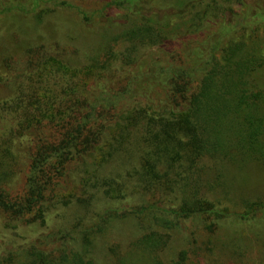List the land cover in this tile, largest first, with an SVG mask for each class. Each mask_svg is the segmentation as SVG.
I'll use <instances>...</instances> for the list:
<instances>
[{
    "label": "trees",
    "instance_id": "16d2710c",
    "mask_svg": "<svg viewBox=\"0 0 264 264\" xmlns=\"http://www.w3.org/2000/svg\"><path fill=\"white\" fill-rule=\"evenodd\" d=\"M203 1L167 8L189 11ZM153 2L107 0L104 8H120L130 21L114 36L105 32L106 42L81 63L31 43L24 67L13 57L0 66V211L9 217L0 264H98L100 242L113 264H264V191L234 193L240 174L264 167V0L248 3L235 23L228 19L183 55L182 76L196 75L193 84L175 97L147 96L121 110L117 101L126 95L98 97L93 88L114 83L143 47L200 32L216 9L203 2L196 20L162 31L164 17L144 11ZM65 6L89 19L69 0H0V14L15 10L41 21L46 10ZM248 26L249 39L223 45L230 28ZM104 102L122 112L91 145L84 132L99 133ZM30 133L37 143L26 184L12 194L7 183L20 160L10 141ZM14 222L47 231L23 242ZM128 222L149 228L127 246L119 238L103 242ZM232 226L231 243L222 242L218 234ZM8 229L10 243L2 240ZM178 234L181 247L174 244Z\"/></svg>",
    "mask_w": 264,
    "mask_h": 264
},
{
    "label": "rangeland",
    "instance_id": "374dc122",
    "mask_svg": "<svg viewBox=\"0 0 264 264\" xmlns=\"http://www.w3.org/2000/svg\"><path fill=\"white\" fill-rule=\"evenodd\" d=\"M12 1L18 2L19 0ZM69 1L83 8V11L88 13L89 19H83L82 14L78 13L77 9L69 6L57 8L53 11L46 10V13H43V19L41 21H38L34 14H23L15 10L1 13L0 66L6 63L7 57H13L14 63L16 62L18 65L24 67V64L28 62V56L26 54L28 45L31 43L40 44L53 54L62 55L67 59L81 63L83 62V58H85L84 53L86 51H97L101 48L103 43L106 42L109 37L107 36L106 38L105 32L110 36H114L113 33L118 34L128 24V21H130V17L120 8H104L107 0ZM181 1L184 0H154L153 3L155 6L151 9L145 8V10H143L147 11V13L152 12L157 14L156 16L164 17L161 23L163 26L160 24L159 27L162 31H167L181 28L183 23L188 20H196L195 13L202 8L203 2L204 5L208 2L212 3L216 9L210 13L211 15L208 17L200 32L190 34L182 39L166 42L165 44L143 47L140 57H138L139 59L133 64L132 68L126 71L121 70L123 72L120 71L121 74L117 76V79H114V83L111 82L108 85L107 83L103 84V82H101L93 88V93H96V96L108 97L109 95L115 98L117 95H126V97L123 96L120 101H117L119 102L118 105L121 110L129 107L136 100H143L147 96L152 98L155 97L154 99L166 98L169 96L175 97L185 85L188 87L193 84V80L196 79V75L182 76V72L184 71L180 68L184 65V59H182L183 55L189 50H196L199 40H202L208 33L216 29L218 30L228 19H233V23H235L239 16L244 11H247V4L255 3L256 0H204L202 3H195L196 5L189 11L186 6L179 7L175 11L171 8H167L170 4L173 5L174 3V6H179ZM219 5L223 6L224 12L222 14L219 12ZM263 29V25H261L259 31L262 32ZM250 33V26H248L245 31L239 30L238 27H234L233 29L230 28L223 35V45L231 40H247L249 39ZM181 53L183 54L180 55ZM131 78H133V81L128 83ZM123 91H125V93H123ZM99 106L100 108L97 111L100 115L98 127L101 126V129L99 133L94 132L92 129H87L84 132V137H88L86 141L91 145L98 139L107 124L113 122V115H118L122 112L121 110H114V104H106L104 102ZM110 108H113V110L109 111ZM100 109L102 111H100ZM35 132L38 133V131ZM31 133L19 136L15 140L10 141V147L14 155L20 160L16 174L7 183V188L12 194L20 192L26 184L32 156L35 152L37 143V137L31 135ZM69 174L74 175V172H69ZM236 187L234 191L235 194L237 192H242L250 195L257 194V192L252 191L263 192L264 167H249L244 174H240L237 177ZM171 199L175 201L173 198ZM104 204L99 203L98 209L100 208L102 211L105 206ZM111 205L120 206L121 203L118 201L111 203ZM228 209L230 211H237L240 208L232 206ZM8 219L9 217L0 211L1 235L3 227L8 222ZM14 223L16 224L15 226L18 227L19 232L24 236L23 242L31 240L47 231L46 228L40 226H26L20 222ZM190 225V227L195 229L193 224ZM117 227L120 232L114 230L115 233L113 235L110 234L103 242L108 239L109 241H113V239L119 238L123 242V245L127 246L137 234L149 228V224L141 223L134 225L128 222V224H117ZM237 227L244 232L250 230L248 226ZM233 228L232 226L231 229H226L227 232L218 234L222 242L231 243L228 236H230ZM251 229L253 230L254 226H252ZM7 231V237L2 238V240L10 243L9 237L12 235L13 229H8ZM262 231L264 232V229H262ZM174 238L176 240L174 241L175 246L181 247L183 236L178 234L174 236ZM102 244L103 243L100 242L95 249L99 262L98 264H113L106 250L102 249ZM231 247L234 250L236 245L233 246V243L232 246L227 245L229 251ZM170 252H172L171 249ZM237 258V256H233V262L236 263ZM208 264L211 263L208 262ZM254 264L259 263L254 262Z\"/></svg>",
    "mask_w": 264,
    "mask_h": 264
}]
</instances>
